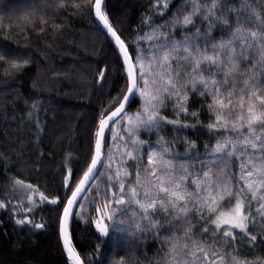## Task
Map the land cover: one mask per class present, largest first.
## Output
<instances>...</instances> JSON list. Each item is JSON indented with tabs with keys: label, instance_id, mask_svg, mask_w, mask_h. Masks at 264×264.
Here are the masks:
<instances>
[{
	"label": "trees",
	"instance_id": "1",
	"mask_svg": "<svg viewBox=\"0 0 264 264\" xmlns=\"http://www.w3.org/2000/svg\"><path fill=\"white\" fill-rule=\"evenodd\" d=\"M165 2L169 5L166 9L163 7ZM199 2L211 4V0ZM226 2L239 9L242 0ZM251 2L256 3V0ZM155 5L156 0L104 1L110 22L132 54L139 46L146 61L151 44L156 41L133 43L137 36L143 37L158 25L169 22V26L161 30L174 31V38L182 39L205 23L201 11L193 16L192 26L171 28L174 15L182 18L194 10L192 0H160L159 7ZM235 15L231 13L230 19L234 20ZM213 33L216 40L222 35L226 37L219 25ZM117 54L86 0H66L64 7L59 6V0H0V56L4 57L0 60V201L6 203L5 208H0V264H71L59 236L58 224L53 223L49 215L51 205L40 203V193L49 198L57 194L70 195V190L63 185V177L70 175L73 188L82 177L86 156L90 162V133L95 131L94 123L101 110L109 107L112 97L125 88L126 74ZM13 62L18 66L13 67ZM105 65L107 75L98 83V69ZM244 67L241 64V69ZM209 103L211 97L205 99L199 92L189 91L188 112H181L178 116L174 111L175 97L167 99L160 109L161 116L169 121L179 119L181 123L172 125L165 121L160 129H141L138 137L146 143L134 153L136 159L126 155V151L131 150L132 141L127 140L128 147L125 148V142L113 141L112 131L108 129L107 145L112 147L111 174L114 176L118 169L122 173L128 172L127 177H121L127 191V187L135 182L138 164L143 176V168L148 165V152L155 149L159 153L166 146L169 152L164 153V159L172 161L177 173L182 166L188 167L192 176H202L209 167L214 173L226 168L231 174L232 185L236 186L243 161L236 157L217 160L208 154L217 139L215 130L208 128V124L215 122V115L208 110ZM140 104L137 94L127 111L135 113ZM193 113H196L195 117ZM185 124L188 126L184 127ZM116 127L122 130V125ZM190 142H195L194 148L190 147ZM108 146L103 149L105 163L99 165L105 170V175L98 181L101 193L106 191L108 183ZM165 167L161 162L158 171ZM17 179L38 189L31 212H25L27 203L18 202L20 190L13 187V181ZM112 183L115 185L113 191L119 194V183L115 180ZM186 183L190 191L195 190L190 180ZM261 195L264 191L258 190L257 199L253 200L250 194L247 196L251 202L249 212L257 221L261 219L258 209L264 204V200L259 199ZM93 196L94 191H88L81 200H91ZM234 202L233 199V205ZM13 205L19 206L14 209ZM85 207L91 209V215L87 212L83 217L73 215L69 222L72 246L82 260L91 261V264H117L123 257L124 264H158L167 251V245L162 246L164 232L159 233L158 239L154 231L129 236L126 232L114 230L121 218L131 217L135 205L125 210L113 204L116 221H106L109 224L106 236H102L92 223L95 204H86ZM75 209L79 210L80 205L77 204ZM25 215L32 222L17 224L16 220ZM153 219L164 224L166 217L158 213ZM190 219L199 221L200 214L193 212ZM37 223L46 226L37 229L34 226ZM176 223L187 226L183 221ZM204 227L203 222L194 224L196 239L225 248V251L252 264L264 261V233L258 231L259 223L257 230L251 233L257 235V241L249 243L247 236L236 231V242L226 247L222 239L212 240L211 231L203 233ZM222 235V232L218 233V237Z\"/></svg>",
	"mask_w": 264,
	"mask_h": 264
},
{
	"label": "snow or ice",
	"instance_id": "2",
	"mask_svg": "<svg viewBox=\"0 0 264 264\" xmlns=\"http://www.w3.org/2000/svg\"><path fill=\"white\" fill-rule=\"evenodd\" d=\"M65 2L59 0V6L64 7ZM192 2L194 10L182 18L174 15L170 21L171 28L192 26L193 16L201 11L204 12L205 23L182 39L174 38V31L161 30L167 28L169 22L158 25L152 33H145L143 37L137 36L133 43L139 40L156 41L151 44L146 61L145 53L139 46L132 54L122 35L110 22L104 0H86L87 6L102 24L103 30H106V35L115 41L117 59L122 57L126 83L125 88L112 97L109 107L101 110L94 123L95 131L90 133V162L86 156L82 177L74 188L70 183V175L63 177V185L71 194H57L49 198L43 192L40 193V203L51 205L49 215L52 222L58 224L59 236L71 264H91V261L81 259L69 237L70 217H83L86 212L91 215V209L86 208V204H95L92 223L102 236L109 233L106 221H116L113 204L125 210L135 205L131 217L121 218L114 230L126 232L129 236H135L136 232L154 231L158 239L159 233H166L162 238V246L167 245V251L158 264H252L225 251V248L196 239L193 226L203 222L205 227L202 232L207 234L211 231L212 240L222 239L225 247L236 242V230L247 236L249 243L258 239L257 235L251 234L257 230V223L258 231L264 233V204L258 209L261 219L257 221L249 212L251 202L247 199L250 194L255 200L257 191H264V0H256V3L242 0L239 9L228 5L226 0H211L210 5L201 4L199 0ZM159 4L160 0H156L155 6L159 7ZM163 7L168 8V3L165 2ZM231 13L236 14L234 20L230 19ZM217 25L226 34L219 40L213 33ZM2 59L4 57L0 56ZM241 64L245 65L244 69H241ZM17 66L13 62V67ZM211 69L216 71H208ZM107 71V65L98 69V83L103 81ZM189 91L199 92L205 99L211 97L208 110L215 115V122L208 124V128L215 130L217 139L212 152L208 154L217 160L236 157L243 161L237 185H232L231 174L226 168L214 173L209 167L202 176H192L189 168L182 166L177 173L172 161L164 159V153L169 152V148L164 146L159 153L155 149L148 152V165L143 168V176L138 164L135 182L126 191L121 177H127L128 172L122 173L118 169L114 176L111 174L112 147L107 145L106 129H111L114 142L117 139L125 142V148L128 147L126 141L130 139L131 150H127L126 155L136 159L134 153L146 143L139 139V131L160 129L165 121L179 125V119L169 121L167 117L161 116L160 109L167 99L175 97L174 111L178 116L181 112L187 113ZM137 94L141 100L140 107L135 113H130L127 108ZM257 101L260 103L257 104ZM116 125H122V130ZM106 146L108 183L106 191L101 193L98 181L105 175V170L98 165L105 163L101 158L105 155L103 149ZM190 147L194 148L195 142H190ZM205 149L207 151V145ZM161 162L167 167L159 168L158 171ZM113 180L119 183V194L113 191ZM189 180L194 191L187 187L186 182ZM86 185L92 187L86 188ZM13 187L32 193L38 191L34 185H25L19 179L13 181ZM88 191H94L91 200L78 199ZM27 199L29 207L25 209L26 213L31 212L35 204L33 195H28ZM259 199L264 200V195L259 196ZM75 204L80 205L79 210L73 207ZM18 206L13 205V208ZM5 207L6 203L0 201V208ZM193 212L200 214L199 221L190 219ZM158 213L165 215L164 224L153 219ZM176 221H183L187 226ZM26 222H32L28 215L16 220L17 224ZM126 224L127 227H122ZM34 226L40 229L46 225L37 223ZM220 232L223 233L222 237H218ZM96 250H99V245ZM117 264H124L123 257ZM257 264H264V261Z\"/></svg>",
	"mask_w": 264,
	"mask_h": 264
},
{
	"label": "rangeland",
	"instance_id": "3",
	"mask_svg": "<svg viewBox=\"0 0 264 264\" xmlns=\"http://www.w3.org/2000/svg\"><path fill=\"white\" fill-rule=\"evenodd\" d=\"M25 185H28V184H25ZM18 188V187H17ZM18 190H20L18 193H17V195H18V197H17V199H18V202L20 203V204H24V203H27L28 204V207H29V201H28V199H27V196L28 195H33V200H35L36 198H37V192L36 193H32V192H30V191H27V190H25V189H21V188H18ZM35 203H36V201H35ZM33 207V206H32ZM25 208H27V206L25 207ZM236 231H239V230H236Z\"/></svg>",
	"mask_w": 264,
	"mask_h": 264
},
{
	"label": "water",
	"instance_id": "4",
	"mask_svg": "<svg viewBox=\"0 0 264 264\" xmlns=\"http://www.w3.org/2000/svg\"><path fill=\"white\" fill-rule=\"evenodd\" d=\"M105 1V0H104ZM96 20H97V18H96ZM97 22H98V24L101 26V28L103 29V26H102V24H100V22L97 20ZM105 33H106V30H103ZM108 38H109V40L111 41V43H112V45L114 46V48H115V41L114 40H112L109 36H107ZM115 50L117 51V53H118V49H116L115 48ZM121 59V61H122V57L120 58ZM131 104V103H130ZM130 106V105H129ZM128 106V107H129ZM107 131H108V129H106V133H107ZM103 156V155H102ZM102 159V158H101ZM98 167H99V165H98ZM89 185H86V188L88 187ZM83 196V194L80 196V197H78V199H81V197ZM77 206V204H75L73 207L75 208ZM71 218V217H70ZM69 222H70V220H69ZM70 237V236H69ZM62 240V239H61ZM62 243H63V240H62ZM63 246H64V244H63ZM66 251V250H65ZM66 253H67V251H66ZM67 258H68V253H67ZM68 260H69V258H68Z\"/></svg>",
	"mask_w": 264,
	"mask_h": 264
}]
</instances>
